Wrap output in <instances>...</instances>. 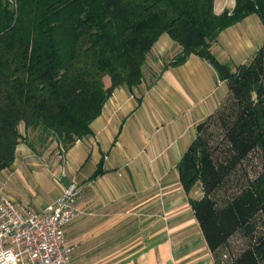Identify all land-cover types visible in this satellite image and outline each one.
<instances>
[{
  "label": "trees",
  "instance_id": "obj_1",
  "mask_svg": "<svg viewBox=\"0 0 264 264\" xmlns=\"http://www.w3.org/2000/svg\"><path fill=\"white\" fill-rule=\"evenodd\" d=\"M234 1L215 13L214 0H0V171L19 143L38 153L54 142L65 152L91 134L112 91L141 83L147 53L167 33L181 48L170 65L197 55L228 88L214 112L224 138L212 146L201 134L214 113L196 125L176 165L181 187L215 264L225 263L219 251L235 232L249 243L226 264H264V41L233 68L212 50L249 15L264 26V0ZM253 151L261 169L227 194L228 177ZM197 185L202 196L192 198Z\"/></svg>",
  "mask_w": 264,
  "mask_h": 264
},
{
  "label": "crops",
  "instance_id": "obj_2",
  "mask_svg": "<svg viewBox=\"0 0 264 264\" xmlns=\"http://www.w3.org/2000/svg\"><path fill=\"white\" fill-rule=\"evenodd\" d=\"M234 4L214 0V11ZM263 41L264 26L252 14L221 31L212 50L233 68ZM180 49L161 34L146 55L141 83L112 91L91 134L45 163L19 143L11 167L0 171V197L21 210L44 209L77 183L79 214L64 228L73 264H215L176 165L228 88L197 55L170 65Z\"/></svg>",
  "mask_w": 264,
  "mask_h": 264
},
{
  "label": "built area",
  "instance_id": "obj_3",
  "mask_svg": "<svg viewBox=\"0 0 264 264\" xmlns=\"http://www.w3.org/2000/svg\"><path fill=\"white\" fill-rule=\"evenodd\" d=\"M78 193L71 182L41 210H21L11 198L0 197V264H73L64 228L79 214Z\"/></svg>",
  "mask_w": 264,
  "mask_h": 264
},
{
  "label": "rangeland",
  "instance_id": "obj_4",
  "mask_svg": "<svg viewBox=\"0 0 264 264\" xmlns=\"http://www.w3.org/2000/svg\"><path fill=\"white\" fill-rule=\"evenodd\" d=\"M235 59V57H232L233 63L238 61L237 59ZM149 78L150 76L148 74L147 81L150 80ZM225 98L220 103L221 106L223 105ZM216 118L217 114L212 116L205 128L201 130V134H203L210 141L212 146H216L217 144L221 143L222 138H224V129ZM19 128L20 132L24 133L22 124L19 126ZM25 145L23 146L26 147ZM219 147L222 149L223 146L220 145ZM31 152L33 154V158L37 160L41 159L40 161L44 163L45 160L48 161L53 158H59V156L61 157L64 154V151L56 147V144L54 142L50 143L49 146L44 150L42 148L38 149V153H35L33 150H31ZM262 165L263 161L260 157V154L257 151L251 152L248 155L247 159L243 163L238 165L235 172L232 173L230 177H228V184L225 185L226 193L232 194L233 192L237 191L246 182L247 179L252 178L261 169ZM189 196L192 198H199L200 196H202L200 185L195 186L189 193ZM248 243V239L242 233L235 232L231 237L228 238L225 246L221 247V250L219 251L220 259H223V261L225 262L224 264L228 263L231 256H236Z\"/></svg>",
  "mask_w": 264,
  "mask_h": 264
}]
</instances>
